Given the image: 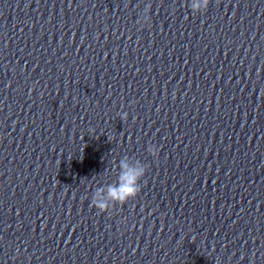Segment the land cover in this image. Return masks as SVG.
I'll use <instances>...</instances> for the list:
<instances>
[{
    "label": "clouds",
    "instance_id": "obj_1",
    "mask_svg": "<svg viewBox=\"0 0 264 264\" xmlns=\"http://www.w3.org/2000/svg\"><path fill=\"white\" fill-rule=\"evenodd\" d=\"M210 0H194L191 3V10L196 13L207 11ZM128 114L124 113L121 119L127 120ZM149 153L156 157L158 150L155 147H149ZM147 172V168L143 163L137 162L130 165L127 159L119 161V175L115 184H109L106 188H98L91 199V205L95 207L99 213L110 211V203L112 208L119 204L124 205L129 200L135 199L141 191L140 181ZM111 208V209H112Z\"/></svg>",
    "mask_w": 264,
    "mask_h": 264
}]
</instances>
